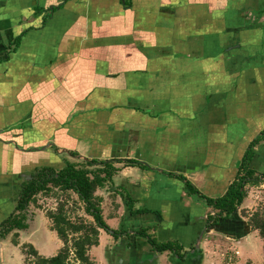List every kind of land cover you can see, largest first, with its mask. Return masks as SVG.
I'll use <instances>...</instances> for the list:
<instances>
[{"label": "crops", "instance_id": "0c3cea01", "mask_svg": "<svg viewBox=\"0 0 264 264\" xmlns=\"http://www.w3.org/2000/svg\"><path fill=\"white\" fill-rule=\"evenodd\" d=\"M263 130L264 0H0V223L26 173L60 170L74 153L110 164L118 215L119 195L147 211L123 216L128 236L144 241L131 259L179 263L139 229L176 242L184 260L213 241L251 259L261 240L236 215L195 249L213 210L185 184L223 196ZM250 168L264 173V141Z\"/></svg>", "mask_w": 264, "mask_h": 264}, {"label": "trees", "instance_id": "16d2710c", "mask_svg": "<svg viewBox=\"0 0 264 264\" xmlns=\"http://www.w3.org/2000/svg\"><path fill=\"white\" fill-rule=\"evenodd\" d=\"M260 141H264V130L248 146L236 178L223 196L210 199L200 194L190 184H185L190 194L202 199L213 210V215H209L205 220L206 229L218 226L231 219L247 197L245 187L257 186L261 183V179H264V173L258 174L250 168L255 155V147ZM69 156L79 161L81 165L67 162L65 167L58 171L43 168L35 171L31 175L30 181L24 180L22 182L19 188L17 206L13 214L0 223V241L5 240L12 232L25 230L27 228L26 213L28 206L34 202L39 194L47 195L53 193L54 189L67 195V197H69L68 192L76 195L79 202L84 206L86 215L93 219V223L84 220L71 221L69 211L66 210V204H59L55 211L46 214V218L50 222L51 231L57 235L62 243V248L54 257L44 258L38 254L34 247L26 245L23 247L27 251L24 253L26 256L25 264H94L89 257V251L91 248L98 247L100 231L107 232L109 230L102 217L101 200L96 196V193L111 180L112 168L110 164L80 160L78 155L74 153H69ZM126 164L133 167H143L141 163L135 161H129ZM86 167H95L98 170L91 171ZM180 179L182 180V178ZM121 197L131 216L147 213L145 210H136L134 202L127 195H121ZM242 215L247 219L248 228L258 234L264 245V206L251 214L243 211ZM123 235L128 236V233L114 231L112 236L113 238H119ZM134 235L145 240L151 250L158 254L169 253L179 261L184 260L185 255L188 254L176 242H158L150 234V229H139L134 232ZM13 244L17 245L16 242H13Z\"/></svg>", "mask_w": 264, "mask_h": 264}, {"label": "rangeland", "instance_id": "374dc122", "mask_svg": "<svg viewBox=\"0 0 264 264\" xmlns=\"http://www.w3.org/2000/svg\"><path fill=\"white\" fill-rule=\"evenodd\" d=\"M71 163L81 165L79 161H74L72 159ZM58 168L59 167L57 166L55 170L58 171ZM86 169L91 171L98 170L95 169V167H86ZM29 174L33 173H26L27 179L28 176H30ZM26 176L23 179H25ZM110 186V182L106 183L104 188L99 190L98 195H96L101 200L100 208L102 210L103 220L109 230L113 232L115 231L117 233H122L124 231L127 232L126 230H130V227L127 226V219L123 218V216L128 215L126 214L127 212L125 204L121 199V204L119 206H121L122 209L125 210V212L123 213V216L118 215L117 212L119 210H116L115 207H112V202L118 200L116 199L118 194L117 192H112ZM245 190L247 193L246 198H248L249 201H247L246 203L245 199L241 207L237 209L234 215H236L237 219L242 222H244L245 220L247 224V219L242 215L243 211H246L247 214H251L258 208H262L264 206V179H261V183L257 186H246ZM53 191V193L47 195L39 194L34 199V202H32L28 206L30 210V212L26 216L28 227L23 230V232H21L22 234L12 232L5 238V240L0 242V264H25L26 256L24 255V253L27 251L24 250L23 247L29 243V239L33 240L30 243H34L36 250L39 251V254L41 256H43L44 258L54 257L55 253H58V251L62 248V243L60 242L56 234L53 233L51 236H49V233L46 234L40 231L39 228L41 227L40 224L42 223V220L39 217H46V214L48 212L55 211L58 205L61 203L66 204V210L69 211V217L71 221L76 222L79 220H84L86 222L93 223V219L90 216L86 215L84 206L81 202H79L76 195L68 192L69 197H67V195L62 194L56 189H54ZM120 197L121 196L119 195V198ZM120 214H122V212ZM113 217L117 219L113 221ZM36 227L39 229L37 231L38 235L35 238H31L29 235ZM41 229L43 230V228ZM99 234L103 237V240L101 241V243L99 242L98 247L91 248L89 251V257L94 262V264H129V262L133 260L130 257H134L136 255L135 254L130 256L128 254L127 251L133 249L129 247L133 246L137 248L138 246H144V241L142 240H140V242L136 244L138 240L135 241L133 239V236H120L119 238H113L111 234L103 230L100 231ZM206 234L210 233H208L207 229L205 228L200 234V247L201 240L204 236H206ZM256 236L259 238L257 233L255 237ZM242 237L243 235H240L239 237H235V239L241 240ZM131 240L133 241L130 242ZM13 242H16L17 245H14ZM145 248L146 252H149V247L147 246ZM250 248H252L251 250H253V257L251 259H240L238 254L236 255L238 251L232 245H227L221 242L216 243L215 241H213V244L208 243L205 253L202 251V249H199L198 251L188 255L189 257L185 260L179 261L178 264H204L205 259L206 263L208 264H264V245L262 241L253 243ZM140 249L142 248H139L138 250ZM136 260L139 261L140 264H143L144 262L142 261H144L145 259L136 257V259L133 260V263H135ZM159 262L156 261V264H158ZM165 264L173 263L166 260Z\"/></svg>", "mask_w": 264, "mask_h": 264}, {"label": "water", "instance_id": "95a60500", "mask_svg": "<svg viewBox=\"0 0 264 264\" xmlns=\"http://www.w3.org/2000/svg\"><path fill=\"white\" fill-rule=\"evenodd\" d=\"M28 179H30V177H28ZM107 232L111 235H113V231L111 230H107ZM201 236L199 237V239L197 240V244L195 246V249L197 250L199 248V242H200Z\"/></svg>", "mask_w": 264, "mask_h": 264}, {"label": "built area", "instance_id": "2783aa9c", "mask_svg": "<svg viewBox=\"0 0 264 264\" xmlns=\"http://www.w3.org/2000/svg\"><path fill=\"white\" fill-rule=\"evenodd\" d=\"M213 215V214H212ZM238 253H236V255H237Z\"/></svg>", "mask_w": 264, "mask_h": 264}]
</instances>
